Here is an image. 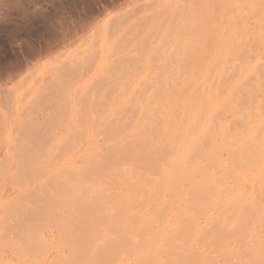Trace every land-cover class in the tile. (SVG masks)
Listing matches in <instances>:
<instances>
[{"label":"rangeland","instance_id":"374dc122","mask_svg":"<svg viewBox=\"0 0 264 264\" xmlns=\"http://www.w3.org/2000/svg\"><path fill=\"white\" fill-rule=\"evenodd\" d=\"M0 176V264H264V0H0Z\"/></svg>","mask_w":264,"mask_h":264},{"label":"bare ground","instance_id":"6f19581e","mask_svg":"<svg viewBox=\"0 0 264 264\" xmlns=\"http://www.w3.org/2000/svg\"><path fill=\"white\" fill-rule=\"evenodd\" d=\"M26 131V130H25ZM24 136V135H23ZM1 177V176H0Z\"/></svg>","mask_w":264,"mask_h":264}]
</instances>
